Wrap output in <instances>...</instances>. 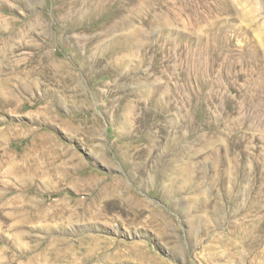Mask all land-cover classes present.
Here are the masks:
<instances>
[{
	"label": "rangeland",
	"instance_id": "rangeland-1",
	"mask_svg": "<svg viewBox=\"0 0 264 264\" xmlns=\"http://www.w3.org/2000/svg\"><path fill=\"white\" fill-rule=\"evenodd\" d=\"M0 264H264V0H0Z\"/></svg>",
	"mask_w": 264,
	"mask_h": 264
},
{
	"label": "bare ground",
	"instance_id": "bare-ground-1",
	"mask_svg": "<svg viewBox=\"0 0 264 264\" xmlns=\"http://www.w3.org/2000/svg\"><path fill=\"white\" fill-rule=\"evenodd\" d=\"M102 1H104V0H102ZM88 4H89V3H88ZM90 4H91V3H90ZM156 86H157L156 89L154 88L153 90L151 89L150 91L154 93V92H157V91H161V90L165 87V85L162 84V83H161V84H157ZM44 151H45V150H44ZM49 153H50V152L45 151L44 154H43V158H44V160H45L48 164H50V162L47 161V159H45V157L48 158V157L50 156Z\"/></svg>",
	"mask_w": 264,
	"mask_h": 264
}]
</instances>
